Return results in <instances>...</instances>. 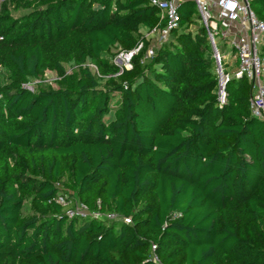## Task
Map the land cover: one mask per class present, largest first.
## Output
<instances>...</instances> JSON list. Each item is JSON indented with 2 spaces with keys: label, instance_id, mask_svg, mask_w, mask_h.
<instances>
[{
  "label": "trees",
  "instance_id": "trees-1",
  "mask_svg": "<svg viewBox=\"0 0 264 264\" xmlns=\"http://www.w3.org/2000/svg\"><path fill=\"white\" fill-rule=\"evenodd\" d=\"M177 13L146 58L150 0L0 2V264H264V121L245 78L218 106L194 2Z\"/></svg>",
  "mask_w": 264,
  "mask_h": 264
},
{
  "label": "built area",
  "instance_id": "built-area-1",
  "mask_svg": "<svg viewBox=\"0 0 264 264\" xmlns=\"http://www.w3.org/2000/svg\"><path fill=\"white\" fill-rule=\"evenodd\" d=\"M185 0H150V5L156 7L163 20V27L153 29L147 37L154 39L155 46L166 42L170 32L178 28L179 17L177 8ZM195 4L198 23L207 31L211 47L212 59L215 66L216 95L218 106L227 102L226 85L230 79L245 78L251 85L252 94L249 98L250 115L264 121V58L260 56L264 45V21L259 20L250 8V0H191ZM222 42L227 53L221 52L218 43ZM142 49L139 45L128 53H119L124 57L121 68H131V58ZM155 51L148 48L145 57L150 58ZM32 84L25 87L32 91ZM57 202L68 206L71 202L58 198ZM67 216H85L86 208L77 202L73 208H68ZM95 217H98L96 214ZM109 219L114 215H107ZM129 223L128 219H124ZM155 247L152 246V249ZM154 262L160 264L154 256Z\"/></svg>",
  "mask_w": 264,
  "mask_h": 264
},
{
  "label": "rangeland",
  "instance_id": "rangeland-1",
  "mask_svg": "<svg viewBox=\"0 0 264 264\" xmlns=\"http://www.w3.org/2000/svg\"><path fill=\"white\" fill-rule=\"evenodd\" d=\"M3 1H5V0H0V2H3ZM25 13V11H18V12H12V15L14 16V17H17V16H20V15H22V14H24ZM149 47L148 48H154V46H155V41H154V39H152V38H150L149 40ZM218 43V47H219V49H220V51L221 52H224V53H227L229 50L228 49H225V47H224V45L222 44V42H217ZM147 48V49H148ZM144 48H142L141 50H143ZM146 49V50H147ZM140 50V51H141ZM125 58L124 57H122V56H120V55H116L115 57H114V59H113V61L116 63V64H118V65H123V60H124ZM54 80H55V76H54V74H52V73H50V72H47L46 74H45V76L42 78V79H40V80H36V81H34L33 83H32V89L33 90H36L37 88H39V87H47V86H51V87H53L54 86Z\"/></svg>",
  "mask_w": 264,
  "mask_h": 264
}]
</instances>
